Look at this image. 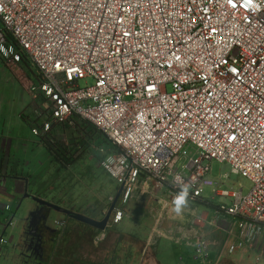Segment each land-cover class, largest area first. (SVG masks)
Masks as SVG:
<instances>
[{
  "label": "built area",
  "instance_id": "obj_1",
  "mask_svg": "<svg viewBox=\"0 0 264 264\" xmlns=\"http://www.w3.org/2000/svg\"><path fill=\"white\" fill-rule=\"evenodd\" d=\"M0 20L1 54L32 62V92L51 105L44 133L78 119L112 146L100 166L120 204L96 245L133 200L154 206L153 237L175 215L182 184L189 202L212 205L206 189L220 199L189 230L196 260L264 238V0H0ZM213 163L247 179L248 193L223 189ZM207 226L223 232L219 244ZM15 227L11 217L5 232Z\"/></svg>",
  "mask_w": 264,
  "mask_h": 264
},
{
  "label": "rangeland",
  "instance_id": "obj_2",
  "mask_svg": "<svg viewBox=\"0 0 264 264\" xmlns=\"http://www.w3.org/2000/svg\"><path fill=\"white\" fill-rule=\"evenodd\" d=\"M2 27L0 20V30ZM38 79L34 65L26 56L16 63L0 52V129L3 126L7 130L6 133H0V140L17 146L12 153H6L8 166L15 168L27 182L28 193L32 196L101 222L106 218L117 196L116 184L100 166L103 156L100 150L108 152L112 150V146L103 133H97L96 136L90 134L85 147L73 156L72 164L64 166L59 163L44 147L45 133L42 125L52 122L51 105L44 97L32 92ZM91 83L88 80L80 84L85 87ZM74 123L80 125L83 122L75 119ZM77 126L53 124V137L50 138L68 142L70 136L75 134L77 138L83 139L85 135ZM34 129L38 135L33 133ZM211 166L212 178H223V189H243L244 194L248 193L250 182L235 173L228 164L213 163ZM204 197L213 206L187 201L181 214L175 213L170 220L165 218L162 221L165 223L158 227L160 235L155 233L153 237L157 220V215L152 211L154 206L147 201L133 200L124 207V222L108 228L107 238L100 245L94 242L99 234L97 229L53 212L49 225L57 230L56 239L59 238L60 241L57 245L47 244L45 261L47 263L54 253L50 264H159L156 250L161 245L165 249L166 264H205L202 260L195 259V248L188 236L196 227L195 217L210 213L213 215V207L220 202L219 198L212 196L210 189L205 190ZM119 204L118 200L117 205ZM34 206L33 200L24 199L11 210L15 213L16 227L9 229L4 237L14 239L10 249L4 252L0 264H18L22 242L18 247L20 252L16 251V245L21 233L25 231L27 218ZM65 220L68 225L55 224ZM209 229L212 230V227ZM1 234L0 228V236ZM206 236L210 240H223V236L213 237L214 235L207 233ZM211 253V261L207 264H264V238L255 247L240 251L234 256L224 255L216 248H211ZM258 257H262L260 263H257ZM21 262L33 264L32 259H21Z\"/></svg>",
  "mask_w": 264,
  "mask_h": 264
},
{
  "label": "crops",
  "instance_id": "obj_3",
  "mask_svg": "<svg viewBox=\"0 0 264 264\" xmlns=\"http://www.w3.org/2000/svg\"><path fill=\"white\" fill-rule=\"evenodd\" d=\"M6 127H1L0 133H6ZM17 146L14 145L13 143H7V141L0 140V228L2 229V236L7 232H5V226L9 218L14 217L15 213L11 210L15 207L16 204L22 203V200H24L25 194L28 192V185L27 182L24 181L23 179H18L20 175L18 174L17 170L15 168H11V166H8L7 158H6V153L7 152H13L15 151L14 148ZM22 178V177H21ZM10 206L11 209L10 211H6V207ZM65 223V225H68L67 221H60ZM124 222V220H123ZM122 222V223H123ZM121 223V224H122ZM209 229V227H206L205 233L209 235H214L213 237H219L223 236L224 234L222 231L216 230V228L212 227V230ZM24 234V232H23ZM23 234L21 233L18 244L16 245L18 248L21 245V242L23 240ZM5 238V237H4ZM7 243L6 245H3L2 247V257L4 252H7L8 249H10V245L12 244L13 237L10 239L5 238ZM219 240V239H218ZM213 243H218L219 241H216L214 239L211 240ZM15 248V249H16ZM214 248L218 249L217 246ZM21 250V249H20ZM19 248L16 250L20 252ZM14 251V250H13ZM156 257L159 260V264H166L164 259L165 258V249H163L160 246H158V249L156 250ZM212 256V253L210 252V257ZM0 258V260L2 259ZM17 258V257H16ZM21 259L23 260L24 258L21 256V254L18 255V264H25L24 262H21Z\"/></svg>",
  "mask_w": 264,
  "mask_h": 264
},
{
  "label": "flooded vegetation",
  "instance_id": "obj_4",
  "mask_svg": "<svg viewBox=\"0 0 264 264\" xmlns=\"http://www.w3.org/2000/svg\"><path fill=\"white\" fill-rule=\"evenodd\" d=\"M32 212L34 214L27 220L20 254L26 260L32 259L33 264H50L54 253L46 263L47 244L57 245L60 241L59 238L56 239L57 230L49 225L53 211L47 206L40 207L35 204Z\"/></svg>",
  "mask_w": 264,
  "mask_h": 264
},
{
  "label": "trees",
  "instance_id": "obj_5",
  "mask_svg": "<svg viewBox=\"0 0 264 264\" xmlns=\"http://www.w3.org/2000/svg\"><path fill=\"white\" fill-rule=\"evenodd\" d=\"M75 126H77L74 123ZM81 132L85 135L83 139H79L75 136V134H72L69 138L68 142H65L64 140L60 139H53L50 137H53L52 131L53 128L48 132L45 133L43 143L44 147L49 151L51 155L55 157V159L63 164L64 166H69L73 163V156L80 151L81 148H84L87 142V138L90 136H96L97 133H101L97 129L93 128L92 126H89L87 123H82L77 126ZM18 179H22L21 176L18 177Z\"/></svg>",
  "mask_w": 264,
  "mask_h": 264
},
{
  "label": "water",
  "instance_id": "obj_6",
  "mask_svg": "<svg viewBox=\"0 0 264 264\" xmlns=\"http://www.w3.org/2000/svg\"><path fill=\"white\" fill-rule=\"evenodd\" d=\"M119 197H120V192L117 194L116 199L113 202V204L111 206V209H110L109 213L107 214L106 218L103 221H101V222L95 221L93 219L85 217L84 215L76 214L74 212L62 209V208L57 207V206H55L53 204L47 203L45 201H42V200L32 196L28 192L25 194L24 199H31V200H33V202L35 204L39 205L40 207L41 206H47L48 208H50L51 211L63 214L64 216L67 217V219H72V220L78 221L80 223H84L86 225H89V226L97 229L98 231H104V230H106V228L108 226V223H109V221L111 219V215H112V213H113V211H114V209H115V207L117 205ZM33 214H34V212H32L30 214V216L33 215ZM28 218H27V220H28Z\"/></svg>",
  "mask_w": 264,
  "mask_h": 264
},
{
  "label": "clouds",
  "instance_id": "obj_7",
  "mask_svg": "<svg viewBox=\"0 0 264 264\" xmlns=\"http://www.w3.org/2000/svg\"><path fill=\"white\" fill-rule=\"evenodd\" d=\"M177 182H180V178L177 177ZM189 195V186L187 184H182L181 190L178 195L175 197L173 204H174V211L177 215L181 214L183 209L187 206V198Z\"/></svg>",
  "mask_w": 264,
  "mask_h": 264
},
{
  "label": "snow or ice",
  "instance_id": "obj_8",
  "mask_svg": "<svg viewBox=\"0 0 264 264\" xmlns=\"http://www.w3.org/2000/svg\"><path fill=\"white\" fill-rule=\"evenodd\" d=\"M233 71H235V69ZM230 139L235 140L236 137L235 136H231Z\"/></svg>",
  "mask_w": 264,
  "mask_h": 264
}]
</instances>
